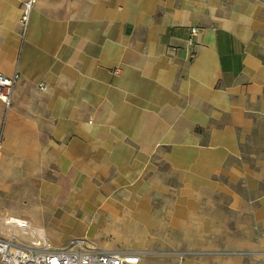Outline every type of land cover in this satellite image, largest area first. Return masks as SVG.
I'll list each match as a JSON object with an SVG mask.
<instances>
[{
    "label": "crops",
    "instance_id": "0c3cea01",
    "mask_svg": "<svg viewBox=\"0 0 264 264\" xmlns=\"http://www.w3.org/2000/svg\"><path fill=\"white\" fill-rule=\"evenodd\" d=\"M25 1L0 0L4 211L137 264H264V0H35L23 29Z\"/></svg>",
    "mask_w": 264,
    "mask_h": 264
},
{
    "label": "built area",
    "instance_id": "2783aa9c",
    "mask_svg": "<svg viewBox=\"0 0 264 264\" xmlns=\"http://www.w3.org/2000/svg\"><path fill=\"white\" fill-rule=\"evenodd\" d=\"M35 0L22 4L20 23L27 25L28 14ZM197 27H191L187 43L194 44ZM20 75L0 72V101L9 107L14 84ZM43 88V84H39ZM139 256L132 251L98 250L84 237L70 239L65 244H54L41 227L26 218L0 214V264H137Z\"/></svg>",
    "mask_w": 264,
    "mask_h": 264
},
{
    "label": "rangeland",
    "instance_id": "374dc122",
    "mask_svg": "<svg viewBox=\"0 0 264 264\" xmlns=\"http://www.w3.org/2000/svg\"><path fill=\"white\" fill-rule=\"evenodd\" d=\"M10 208V209H15L17 206H15L14 204H12L11 202H9V201H7V202H5L4 203V195L3 196H1L0 195V211H4V208ZM4 212H7V213H9V214H12V213H14V214H17V212L15 213L14 211H4ZM18 216H21V217H24L23 215H21V214H19L18 213ZM26 218V217H25ZM28 219V218H27ZM28 220H30V219H28ZM31 221V220H30ZM34 224V223H33ZM35 225H37V224H35Z\"/></svg>",
    "mask_w": 264,
    "mask_h": 264
}]
</instances>
